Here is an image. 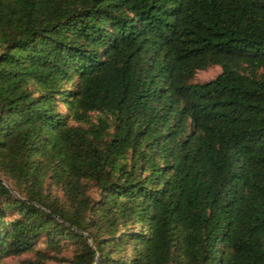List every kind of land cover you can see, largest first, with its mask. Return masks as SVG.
Listing matches in <instances>:
<instances>
[{"label": "trees", "instance_id": "obj_1", "mask_svg": "<svg viewBox=\"0 0 264 264\" xmlns=\"http://www.w3.org/2000/svg\"><path fill=\"white\" fill-rule=\"evenodd\" d=\"M21 254L264 264V0H0V264Z\"/></svg>", "mask_w": 264, "mask_h": 264}, {"label": "rangeland", "instance_id": "obj_2", "mask_svg": "<svg viewBox=\"0 0 264 264\" xmlns=\"http://www.w3.org/2000/svg\"><path fill=\"white\" fill-rule=\"evenodd\" d=\"M219 70L218 65H209L203 69H196L194 74H193V80L194 81H203L207 80L211 77H213ZM28 256V254H21V255H8L5 256L1 264H18L19 260ZM48 264H64V263H59L55 261H49Z\"/></svg>", "mask_w": 264, "mask_h": 264}]
</instances>
